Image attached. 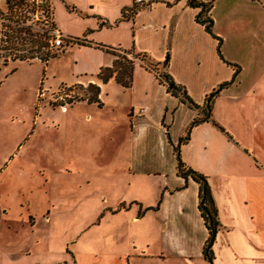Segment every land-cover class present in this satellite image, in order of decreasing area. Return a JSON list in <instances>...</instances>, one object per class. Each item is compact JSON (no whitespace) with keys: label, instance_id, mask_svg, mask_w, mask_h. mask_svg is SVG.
<instances>
[{"label":"crops","instance_id":"obj_1","mask_svg":"<svg viewBox=\"0 0 264 264\" xmlns=\"http://www.w3.org/2000/svg\"><path fill=\"white\" fill-rule=\"evenodd\" d=\"M99 2L106 10L93 12L95 25L117 38L112 47L144 53L157 65L167 51L165 70L197 106L218 83L232 80L214 95L208 119L190 126L186 138L198 107L166 90L143 61L134 59L129 86L112 77L97 83L99 105L105 84L115 82L126 92L124 140L111 147L122 160L110 163L117 176L110 171L92 181L102 200L89 224L96 245L81 240L78 249L117 255L124 264H208L201 252L207 229L197 208V183L176 171L178 143L183 163L206 176L217 209L212 262L264 264V0H211L216 36L195 20L199 7L186 0ZM217 19L234 29L229 40L214 28ZM121 28L126 37H119ZM88 41L71 44L72 78L66 83L95 76L111 63L108 50ZM65 251L60 262L33 263L76 264L75 250ZM224 254L229 260L219 263Z\"/></svg>","mask_w":264,"mask_h":264},{"label":"rangeland","instance_id":"obj_2","mask_svg":"<svg viewBox=\"0 0 264 264\" xmlns=\"http://www.w3.org/2000/svg\"><path fill=\"white\" fill-rule=\"evenodd\" d=\"M50 1L53 22L64 34H84L93 43L114 46L117 38L95 25L93 12H104L103 2ZM214 28L228 40L234 30L220 19ZM121 29L119 37H126L127 29ZM14 43L0 40V264L60 262L68 257L66 248L75 250L76 264H124L117 255L78 248L81 240L89 248L96 245L89 224L102 200L92 181L110 171L119 174L110 163L115 166L122 157L116 151L112 155L111 147L124 140L126 92L110 82L103 86L102 105L88 103L85 97L101 81L95 75L66 83L72 78L71 43L34 53L26 51V43ZM22 51L26 59L15 56ZM43 51L46 60L32 56ZM113 51L124 61L121 49ZM64 161L67 169L61 168ZM229 258L220 255L218 262Z\"/></svg>","mask_w":264,"mask_h":264},{"label":"trees","instance_id":"obj_3","mask_svg":"<svg viewBox=\"0 0 264 264\" xmlns=\"http://www.w3.org/2000/svg\"><path fill=\"white\" fill-rule=\"evenodd\" d=\"M187 4L191 6H198L199 10L195 13L194 18L197 22L203 25V28L209 32L210 34L216 36L212 32V18L208 14V10L211 6V0L208 1H202V0H186ZM124 9L121 10L120 18L124 17ZM22 31L18 30V34H20ZM24 35L26 36V41H22V43H26L27 49L26 51L31 52V50L39 51L41 48H44L45 46V40L40 35H31L29 32L24 31ZM22 35V37L24 36ZM20 36V35H19ZM72 39L69 43H87L89 42L84 38V36H71ZM218 39L217 41V50L219 52V37H216ZM28 43V44H27ZM67 44V43H66ZM65 44V45H66ZM95 45H99L106 50H108L112 55L113 58L111 60V63L109 65L100 66L98 70L96 71L95 75L100 79L101 82L107 81L110 77H112L116 82H118L120 85L126 87L129 86L131 82V75H132V68H133V62L135 57H141L144 58V53L141 52H135L130 49H122L119 47H111L100 43H95ZM24 48L20 47L19 49ZM25 49V48H24ZM124 52L122 58L124 61L119 60V55L114 52L113 50H119ZM128 53L130 55H128ZM41 60H46V56L48 54L47 51H43L40 53ZM18 59H26L25 53H19L15 55ZM168 53L165 52L164 58L161 61L162 69L157 71V62H150L148 61L146 65H148L151 69H153L156 72V75L159 79V81L163 82L166 86V90H168L171 94L178 96L181 100L186 101L189 105L198 107L199 113L197 116L193 117L186 129L185 136L183 138L187 137L188 130L190 126L193 124L200 122L202 120L208 119L209 116V110L211 106L212 99L214 95L218 92V90L222 87H224L226 84H228L232 79L222 81L217 84L216 87L208 91L203 99V103L200 106H197L195 103H193L188 95L185 93L183 85L180 83L175 82L172 77L169 75V73L165 70V66L167 63ZM235 66L234 71L237 70V64L233 63ZM99 88L98 85H94V91L90 96L85 97V100L87 102H95L99 104V99L97 97ZM180 141V140H179ZM178 143L176 144L174 151H175V157H176V171L178 174L182 175L183 177L189 176L191 179H193L197 183V208L199 210V214L201 215L203 219V223L207 229V236L202 244V256L203 258L208 262V264H212L213 259V250H212V243L214 240L215 233L217 229L219 228V221L217 218V209L211 194V190L209 187V184L207 182L206 176L193 169L192 167L186 165L183 163V161L179 157L178 153Z\"/></svg>","mask_w":264,"mask_h":264},{"label":"built area","instance_id":"obj_4","mask_svg":"<svg viewBox=\"0 0 264 264\" xmlns=\"http://www.w3.org/2000/svg\"><path fill=\"white\" fill-rule=\"evenodd\" d=\"M18 30L22 32L18 34ZM24 31L29 36L40 35L45 40V50L62 47L72 39L55 26L49 0H0V40L21 43L26 41ZM34 52L39 51L31 50ZM32 56L41 57L37 53ZM64 102L59 103L61 109H65Z\"/></svg>","mask_w":264,"mask_h":264},{"label":"bare ground","instance_id":"obj_5","mask_svg":"<svg viewBox=\"0 0 264 264\" xmlns=\"http://www.w3.org/2000/svg\"><path fill=\"white\" fill-rule=\"evenodd\" d=\"M63 110V109H62Z\"/></svg>","mask_w":264,"mask_h":264}]
</instances>
